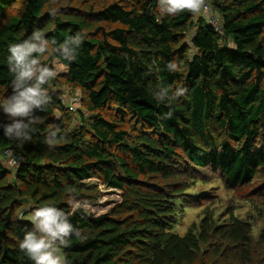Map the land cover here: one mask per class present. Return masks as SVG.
Returning <instances> with one entry per match:
<instances>
[{
    "label": "trees",
    "instance_id": "trees-1",
    "mask_svg": "<svg viewBox=\"0 0 264 264\" xmlns=\"http://www.w3.org/2000/svg\"><path fill=\"white\" fill-rule=\"evenodd\" d=\"M207 5L223 36L202 16H161L158 0H0V98L10 43L34 28L57 43L85 34L31 140L9 141L0 127V264H33L19 242L46 203L81 231L62 249L69 264H264V0ZM173 59L179 72L167 69ZM161 86L187 92L169 105L152 95ZM53 126L64 138L49 148ZM8 151L25 158L16 170ZM91 180L120 193L100 216L84 208L100 199ZM219 186L232 195L220 206ZM207 203L184 236L174 232ZM238 204L250 205L246 221Z\"/></svg>",
    "mask_w": 264,
    "mask_h": 264
},
{
    "label": "clouds",
    "instance_id": "clouds-1",
    "mask_svg": "<svg viewBox=\"0 0 264 264\" xmlns=\"http://www.w3.org/2000/svg\"><path fill=\"white\" fill-rule=\"evenodd\" d=\"M157 10L161 16H176L188 12L193 15L206 14L209 9L207 0H158ZM85 34L77 31L62 43L46 38L45 32L34 28L31 35L20 42L8 46L7 66L11 74L9 91L0 98V111L8 118V123L0 125L9 141L21 144L31 140V133L42 123L37 113L45 112L51 102L49 85L58 76L57 67L67 70L68 64L77 59L78 49L84 42ZM54 57L51 63L44 61ZM67 62V63H65ZM181 64L173 59L167 69L175 73L181 70ZM186 87H159L152 93L159 102L171 104L184 96ZM172 112L162 118L170 119ZM62 129L53 126L44 136V143L54 148L63 139ZM19 166L14 156L9 161ZM75 190L69 192V204L79 209L81 203L76 199ZM32 228L27 230L19 242V249L33 264H69L62 249L70 246L73 236L82 238L81 231L70 222V213L46 203L32 210L30 214Z\"/></svg>",
    "mask_w": 264,
    "mask_h": 264
},
{
    "label": "rangeland",
    "instance_id": "rangeland-1",
    "mask_svg": "<svg viewBox=\"0 0 264 264\" xmlns=\"http://www.w3.org/2000/svg\"><path fill=\"white\" fill-rule=\"evenodd\" d=\"M197 17L202 16L205 18V15H196ZM205 20H208V17L205 18ZM62 68L57 67V71H61ZM66 88L64 87V92ZM67 95V94H66ZM79 96V94H77ZM70 98L71 95L69 96ZM81 97V94H80ZM76 102V99L71 100L72 102ZM74 102V103H75ZM78 107V106H77ZM79 108V107H78ZM77 109V108H76ZM92 186L98 185L100 190V199L98 203L94 206L92 205H85L84 208L88 210L92 215L100 216L102 214H105L110 208H112L115 204H117L120 201V193L116 190L108 189L98 183L96 180H91L89 182ZM215 185H219L215 183ZM189 193H193V191H190ZM214 193V192H212ZM197 193H195L193 196H196ZM231 194L229 195L228 192L225 190L224 187L219 186L218 189L215 191L214 197L212 199L213 202L217 203L218 206H220L223 202H227L231 198ZM209 204H204L202 206L190 208L186 210V214L183 217V219L178 222L174 227V232L179 234L180 236H184L190 225L194 223L196 220H200L198 215L201 213L202 210L206 208ZM237 206H240L235 211V215L237 217H240L242 220L246 221L247 217L251 215V208L249 204H238Z\"/></svg>",
    "mask_w": 264,
    "mask_h": 264
},
{
    "label": "built area",
    "instance_id": "built-area-1",
    "mask_svg": "<svg viewBox=\"0 0 264 264\" xmlns=\"http://www.w3.org/2000/svg\"><path fill=\"white\" fill-rule=\"evenodd\" d=\"M204 15H205V18L208 17V20L206 22L213 28V30L216 33H218L220 36H223L224 35L223 27L220 22V19L216 16V14L212 13L211 10L209 9V11ZM74 102H72L71 105H73ZM7 154H8V164L9 166L13 167L15 170L18 169L25 162V158H23L22 156L18 154H15L13 151H8ZM12 156H14L15 159L18 161V164H19L18 167L9 162Z\"/></svg>",
    "mask_w": 264,
    "mask_h": 264
}]
</instances>
